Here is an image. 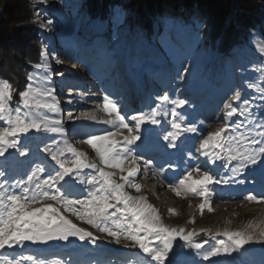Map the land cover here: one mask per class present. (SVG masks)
<instances>
[{
    "label": "rangeland",
    "instance_id": "obj_1",
    "mask_svg": "<svg viewBox=\"0 0 264 264\" xmlns=\"http://www.w3.org/2000/svg\"><path fill=\"white\" fill-rule=\"evenodd\" d=\"M61 1L66 9L68 4L76 5L79 0ZM83 1L86 2L87 0ZM28 5L33 10V13L30 15V23H32L24 27L22 24L13 23L15 21L13 19H16L17 16H15V14L13 15L11 8H7V0H0V63H3L2 67H0V71L6 76L8 72L7 69L10 68V71L13 70V77L16 72L21 71V73L23 72L29 77H33L30 83H32L35 88L43 90L46 85L55 88L56 96L59 101V118L62 119L64 127L68 129L66 134L67 143L78 151L84 152L87 158L93 162H98V157L91 146L83 141H86L92 134H102V129L110 128L108 125L97 122L108 118L107 114L103 111L102 97L109 93H106L107 89L100 83L98 77L101 76V73L105 71L107 65L110 64L109 53L113 56L118 55V53L120 54L118 66H122V64L129 65L128 69L133 71L136 77L137 87L141 85L145 87L148 81H150V78H152L151 76L155 77L157 72L164 71L167 74L169 72L170 77L173 79L171 73H180L182 67H189L190 65L193 67L199 61L212 68L206 77L205 84L201 79L196 78V80H190L188 86L179 89L180 98L187 97L192 101V104L186 105L183 109H178V111L187 114L185 117L186 121H195L200 128V133L185 134L187 140L185 141L184 136L180 137L176 142L177 147L173 148L168 147V141H165L163 135L159 134L162 129L171 130L170 124L167 122L171 120V115L167 118L158 117L161 121L159 125L148 124L144 125L141 129V132H145L146 129H151V133L142 136V140L137 142V144L141 145L143 154H145V151L150 145L155 143L157 137L161 138L163 149L165 153L169 155L164 156L162 159L161 156L157 159H153V164L157 168L163 167L165 175L169 177L168 182H164L160 177L151 172L147 175L139 173L136 178L137 182L142 183L145 181L148 183V187L142 188L140 193H137L131 188L127 189V191L133 196L148 193L151 197L148 203L157 210L158 215L161 217V222L164 225H168L166 227L176 229L183 228L184 230L187 229L188 232L195 231L197 235L193 237V241L195 243L208 241L207 244H204L205 249H208L210 246H218L217 241L220 239H224L226 243L228 242L226 237L223 235H216V233H223L224 231H246L258 236L261 231H264L263 205L244 199L246 194L255 192L261 185H264V171L260 169H256L251 173L246 172L244 177H239V179L247 178L243 185H210L213 196L211 197L209 206L204 209L200 207L203 202L202 197H198L192 193L177 196L175 192L172 191L171 187H169L170 183L173 181L178 183L179 179L183 178L188 170L195 168L197 165L201 167V170L205 168L209 169L207 165L211 164V161L208 160L206 162L207 165L202 164V159H200L201 155L199 153H195L198 157L197 159H192L188 155V151L198 147L199 140L203 139L208 133L215 132L221 127L222 120L219 119V114L210 113V109L213 107L222 108L223 104L220 103L221 100L225 99L227 101V99H230L232 95L231 89L234 86H239L242 89V99L247 97L249 100L253 101V108L258 113V116H264V99H262V97H264V53H262L257 47L258 45H256V43H261L260 46L264 47V17L261 24L258 26V32L254 34V45L249 44L247 36L243 34L244 43L247 46L242 48V50H234L225 54L227 63H229L228 67H232L231 69H233L234 73H226V84L222 86L219 84L218 78L210 80L211 77L215 76V74L220 71L219 68L223 67L224 63H214L215 58H212L210 50V28L213 24L207 9L203 11L202 17L197 13L194 16L195 23L189 26H186V21L190 18L188 12H181L175 15L174 11L169 9L171 11L170 15H162L161 12L159 13L158 11L156 15L158 18H153L155 21L152 29L148 27L150 23L149 20L151 19L148 18L149 16L145 15L143 19H137V24H140V31L137 33L135 29L137 13L128 10L127 4L117 6L114 9V13H110L104 22L94 21L89 23H86V20L90 15V11L87 6L80 5L72 21V27H58L56 29L48 25L47 19L43 16V11L45 10L47 11L50 8L59 9L60 6H57L55 0H47L46 3L44 0H29ZM21 17H25L24 14H21L19 18ZM197 21L204 22L206 27L200 29L197 26ZM143 26H147L148 28L145 30ZM235 26L236 30L239 31V22L235 23ZM198 33L199 39H197ZM95 35L100 37L94 39ZM261 39H263L262 42H260ZM90 41L95 43V48L98 49L100 54L98 56L101 57L102 61L101 64H99L98 60V64L96 65L100 66V69L97 67H90V69H88L90 73L83 72L85 73L82 79L83 83L88 82L90 84L83 85L80 88V92H83V94L81 93L83 97L93 96V101H87L77 96L75 97V92L73 90L65 89V82L69 80V78H67L70 75L69 73L71 71L74 74L79 73V70L80 72L85 71V68L88 66V63L84 62V60L81 62H73L71 58L79 55L76 48H79L80 45L86 47L93 46V44H86ZM75 44H78L77 47ZM175 46H177L179 54L174 56L175 53H168L167 51H173ZM40 47H42V50H40ZM139 47H141L139 50L140 53L137 52ZM35 49H37V53L33 61L30 62H33L34 65L47 62V64L50 65V69H37L35 67L39 76H36V71L28 72L29 74H27V69L23 68V66L27 64L26 60H23V58L33 57L32 51ZM40 54L47 56L44 62H39L37 59V56ZM161 54L163 56H160ZM11 57H18V60H22L21 65H24L21 67H19V65L18 67H14L15 63L12 62ZM57 60H59L60 63H57ZM185 60L189 63L181 65V61ZM251 63L256 67L247 69V65L249 66ZM63 68H66V72L61 71ZM150 71H155V73L150 74ZM45 76L51 81L50 84L48 81L44 80ZM62 79L65 80L62 82ZM172 79L168 82L167 87H171ZM82 80H80V82H82ZM209 80L211 82H209ZM181 83L182 82L178 80L177 85ZM249 84L253 85V87L249 88ZM164 92L165 91L161 88L157 91L149 88L139 99L136 111L142 109L147 111L150 106L155 105L158 96L165 94ZM88 93H92V95H88ZM37 96L42 98V102L36 98ZM112 98L115 99L114 96H112ZM33 99L41 103L47 100L46 97L40 95H34ZM69 100L72 102L69 103ZM84 103H88V106H93V104H95V107L90 108V111L83 110L85 112L81 111L83 112L81 114L78 108L79 105ZM122 103L123 105L129 106V104ZM232 103L238 104L240 102L234 101ZM84 106H87V104ZM167 107L171 108L170 105ZM24 109V114L21 116V118L24 119H39L43 115H52L46 109ZM68 112L72 113L73 119L69 118L65 120L66 116H68ZM221 112L224 113L222 109ZM132 114H135V112ZM85 116L95 117L96 120L85 119ZM236 119L237 117H233V120ZM201 120L204 122L203 125L199 123ZM94 122L99 124L98 128L91 127V124ZM0 126L6 127V121H0ZM83 130H86L85 132L90 133V135L81 136ZM35 135L41 137V140L47 139L48 142H50L52 138L59 139V137H54L52 134L37 133ZM29 136H33V133H29ZM182 141L184 142L181 143ZM36 144H39V147H43L41 141L33 139L32 145H30L32 147V152L30 153L29 159L33 160L34 164L38 162L34 158H45L46 172L40 174V178L44 179L49 173H52V167L58 166H55V162L47 158L46 154L38 152L34 146ZM61 146L63 147V145ZM66 155L70 156L71 154L66 153ZM21 159L23 160L24 158ZM169 163L172 164L171 168L168 166ZM31 166L32 165H24L21 171ZM213 168L209 170L215 173L217 178H219L221 174L225 177L229 175V173L223 169V165L220 161H217ZM90 172H92L91 169L83 170V174ZM151 176H154L155 179H152ZM193 178H197L196 173H193ZM65 179L69 178L66 177ZM72 183L74 188L79 190V198L82 199L84 195H86V184H81L75 178L72 180ZM15 191L18 192L19 190L16 189ZM217 195L223 196L226 199L213 202ZM47 203L55 205L54 201H47ZM220 206L222 208L218 210ZM209 208H211V211H209ZM65 215L77 224L78 227L90 231L95 236L99 237L97 244L93 245L88 241H80L76 237H70L69 241L49 242L57 243L54 245H50L49 243L47 245H38L37 249L33 246L36 252H31V247L25 242L23 248L16 246L13 249H5L0 251V255L8 256L10 259H14L19 255L39 256V258H43L51 264L54 260L48 257L54 254L43 255L44 251L51 252L53 249H64L61 251L60 257L55 258V260L65 261L66 264H73L75 262L80 264H106L105 261L109 256L122 260H130L132 257H135L140 261V264H143L142 258L150 259L146 257V254L142 253L138 247H131L129 241L122 239L120 244L110 242L112 238L108 237L106 233L99 232L96 228L78 219L70 212L65 213ZM220 215L230 216V221L224 228L215 227L219 221ZM213 235H216L215 240L211 238ZM156 243H159V241H156ZM13 254H15L14 257H12ZM24 264H31V261L26 260ZM125 264L133 263L128 262ZM152 264H155V262L153 261ZM164 264H264V242L253 241L245 245L244 248L239 251L233 252L230 256L221 255L211 258L210 261H204L200 256H197V250L194 247H189L187 242L181 240L179 236H177L173 241V249L169 253V257L165 260Z\"/></svg>",
    "mask_w": 264,
    "mask_h": 264
},
{
    "label": "snow or ice",
    "instance_id": "obj_2",
    "mask_svg": "<svg viewBox=\"0 0 264 264\" xmlns=\"http://www.w3.org/2000/svg\"><path fill=\"white\" fill-rule=\"evenodd\" d=\"M47 24L52 25L53 21L48 19ZM197 26L204 29L206 24L197 21ZM260 51L264 53V47ZM57 63L60 61L57 60ZM185 63L189 62L181 61V65ZM35 67L50 69L47 62L37 63ZM193 75L191 65L182 67L180 74L174 78L182 83L169 87L164 95L156 98L155 105L150 106L147 111L142 109L135 114H130L127 106L123 105L122 97L113 99L112 94L104 95L102 106L108 118L97 122L110 128L102 129V134H92L83 141L95 151L98 162L89 160L84 152L67 143L68 129L59 118V101L55 88L46 85L41 90L29 83L27 90L18 94L25 108L46 109L52 115L24 119L17 107V114L13 119L11 111L5 107V102L12 98L13 86L0 79V121L7 123L6 127L0 126V251L16 246L23 248L25 242L47 245L54 241H69L70 237L96 245L99 237L78 227L65 215L68 212L99 232L106 233L112 238L110 242L120 244L123 239L129 241L131 247H138L150 258H142L143 264H152L153 261L155 264H164L177 236L187 242L189 247H194L197 256L204 261L221 255L230 256L253 241L264 242V231L258 236L246 231H224L216 235L226 237L227 243L220 239L217 241L218 246L205 249L204 244L208 241H193V237L197 235L195 231L185 233L183 228L166 227L157 210L144 196H133L127 191L131 188L137 193L141 192L142 185L136 179L141 172L145 175L151 172L164 182L169 180L163 167L157 168L153 164L154 158L142 160L143 150L137 142L142 140V136L151 133V129L141 132L144 125H159L161 121L158 117L167 118L171 115V120L167 121L171 130L162 129L159 134L168 141V147L173 148L177 147L176 142L180 137L184 136L185 141L187 140L185 134L200 133L197 123L186 121L187 114L178 111L192 104L189 98H180L179 89L188 86L189 78ZM29 79L32 80L33 77L30 76ZM44 80L51 83L47 76ZM248 87L253 85L249 84ZM231 91L230 99L222 105L224 118L221 127L208 133L199 140L198 147L188 151L192 159H197L195 153H199L213 164L220 161L229 175L225 177L221 174L217 178L209 169L201 170L197 165L188 170L178 183L173 181L169 184L177 196L192 193L202 197L201 209L209 206L213 196L210 185H243L247 178L239 177H244L246 172L251 173L256 169L264 171V116H258L253 108V101L247 97L242 99V89L239 86H234ZM34 94L46 97L47 100L43 103L36 101L33 99ZM234 101L240 103L233 104ZM68 116L73 119L71 112H68ZM233 117L237 119L233 120ZM85 119L96 120L95 117L88 116ZM199 123L203 125L204 122L201 120ZM29 133H33V136L30 137ZM37 133L52 134L59 139L52 138L48 142L47 139L41 140V137L36 136ZM33 139L43 143V147L34 145L37 151L46 154L58 166L52 167L54 174L49 173L44 179L40 178V174L46 172L45 158H34L38 161L34 164L29 159ZM156 150L161 154V159L169 155L161 145H157ZM24 165L32 166L21 171ZM168 166L171 168L172 164L169 163ZM84 169H91L92 172L83 174ZM193 173L197 174V178H193ZM66 177L69 179H65ZM74 178L81 184L90 186L82 199L79 198V190L72 183ZM16 189L19 191H15ZM244 199L264 204V185L255 192L246 194ZM47 201H54L55 205ZM216 235L211 238L215 240ZM26 260L31 261V264H49L45 259L33 255H19L14 259L0 255V264H24ZM51 264H64V261L54 260Z\"/></svg>",
    "mask_w": 264,
    "mask_h": 264
},
{
    "label": "trees",
    "instance_id": "obj_3",
    "mask_svg": "<svg viewBox=\"0 0 264 264\" xmlns=\"http://www.w3.org/2000/svg\"><path fill=\"white\" fill-rule=\"evenodd\" d=\"M29 0H7L8 6L7 8H11V12L13 15L17 16L13 23L22 24L24 27L30 23V15L33 13V10L28 5ZM57 2V6H60L59 9H52L43 11V16L48 20L51 19L53 24L50 25L53 29L60 28V27H72L73 19L77 13L78 8L80 5L87 6L88 10L90 11V15L86 20V23L94 22V21H101L104 22L106 18H108L110 13H114V9L117 6L122 4L128 5V10L135 11L137 13L136 16V24L135 29L138 33L140 31L139 25L137 24V19L144 18L145 15L149 16L148 27L150 29L153 28V23L158 11L161 14L170 15L171 11H174V14L178 13H189V20L186 21V26L194 24V16L198 13L200 16H203V11L205 9L208 10L210 15V19L212 22V26L210 28V47H211V54L212 58L214 59V63H224V66L219 68L215 76L211 77L210 80H215V78L219 79V84L225 86L226 84V73H234L232 67H228L227 60L225 54L234 50H242V48L246 47L244 43L243 34H245L248 38V43L254 45V34L258 32V26L261 24L263 17H264V0H87L84 2L83 0H79L76 5L68 4L67 8H64V4L61 0H55ZM25 7V9H24ZM170 9V10H169ZM6 10V8H5ZM27 11V12H26ZM21 14H24L25 17H20ZM160 15V14H159ZM158 15V16H159ZM27 16V17H26ZM10 19V18H8ZM168 19V18H167ZM12 20V19H11ZM145 20V19H144ZM239 22L240 30H236L235 23ZM230 24V25H229ZM23 27V28H24ZM146 30L148 27L143 26ZM194 27V26H193ZM143 29V28H141ZM235 29V30H234ZM26 30V29H25ZM14 39V38H11ZM261 39L260 42H262ZM141 42V41H140ZM257 47L261 49V43H256ZM42 50V47H40ZM141 47L137 49L139 52ZM37 49L32 51L33 57H25L23 60H26V65H21L22 60H18V57H11L12 62L15 63L14 67H21L23 66L26 70V73L29 74L30 72H35L36 68L33 64V58L36 55ZM168 53H175L178 55L177 46L174 47V50H168ZM242 54V53H241ZM160 56H163L162 54ZM46 55L40 54L37 56L39 62H44L46 59ZM165 58V57H163ZM168 60L167 58H165ZM259 63V62H258ZM3 63H0V67H2ZM256 67L253 63L249 66L247 65V69ZM20 69V68H19ZM212 68L205 65L199 61L193 66V73L194 75L189 78V80H196V78L201 79V81L206 82V77L210 73L209 71ZM231 69V70H229ZM8 72L6 76L3 75L2 71H0V79L7 81L10 83L12 88V98L5 102L6 110L11 111L13 119L16 116L15 109L18 107L20 109V116L24 114V105L23 101L18 95L21 91L27 90V85L30 83L29 76L25 73H21L18 71L12 76L13 73L10 71V68L7 69ZM29 72V73H28ZM38 71H36V76L38 75ZM209 80V82H211ZM221 81V82H220ZM236 82V81H233ZM178 81L175 79L174 87H176ZM205 84V83H204ZM34 87V86H33ZM35 88V87H34ZM35 95V94H34ZM42 102V98L36 97ZM7 114V112L5 113ZM90 133L82 132L81 136H87ZM12 151V150H10ZM86 189L90 186L86 185ZM85 189V191H86ZM62 242V241H61ZM65 243V242H63ZM50 245H54L57 243H49ZM27 245L32 247H38L36 244H32L31 242H27ZM13 254L12 257H14ZM60 257L59 255H53L48 258H55ZM39 258V256H38ZM106 264H125L131 262L133 264H140L135 257H132L130 260H122L117 258H112L111 256L107 257ZM64 264L65 261H64ZM73 264H80V263H73Z\"/></svg>",
    "mask_w": 264,
    "mask_h": 264
},
{
    "label": "bare ground",
    "instance_id": "obj_4",
    "mask_svg": "<svg viewBox=\"0 0 264 264\" xmlns=\"http://www.w3.org/2000/svg\"><path fill=\"white\" fill-rule=\"evenodd\" d=\"M100 36H97V35H95L94 36V39L95 38H99ZM82 40V39H81ZM94 45V44H93ZM95 48V47H94ZM115 61L114 60H112L111 61V63H114ZM61 71H63V72H66V68H63V70L61 69ZM157 72V71H156ZM153 73H155V71H150V74H153ZM70 75L71 74H74L72 71L69 73ZM65 79H62L61 81L63 82ZM75 84H79L80 83V80H78L77 78H76V80H75V82H74ZM82 86L80 85L78 88H81ZM78 95V94H77ZM76 94H75V97L77 96ZM78 97V96H77ZM87 104V106H84V105H86ZM92 105V104H91ZM92 107H95V104H93V106H88V103H84V104H82V105H79V112H81V111H83V110H86V111H90L91 109L90 108H92ZM78 113V112H77ZM73 116V115H72ZM91 116H93V115H91ZM145 159H147V158H145ZM211 164H213L212 162H211ZM213 165H216V163L215 164H213ZM214 169V168H213ZM143 172H141V174H142ZM152 177V176H151ZM152 179H155L154 178V176L152 177ZM264 180V179H263ZM141 185H142V188H146V187H148V183H146L145 181L144 182H142L141 183ZM140 195H142V196H144L145 198H146V200H147V202H150V200H151V197H150V195L148 194V193H143V194H140ZM223 199H226V198H224L223 196L221 197V196H219V195H217V197L213 200V202H219V201H221V200H223ZM178 203V202H177ZM263 205V207H264V204H262ZM222 207L220 206V207H218V210L219 209H221ZM226 208V207H225ZM160 217V216H159ZM160 220H161V217H160ZM230 221V216H225V215H220L219 216V221H218V223L215 225V227L216 228H224L225 226H226V224L228 223ZM164 223H166V222H164ZM165 226H168L167 224H165ZM188 232V230L187 229H185V233H187Z\"/></svg>",
    "mask_w": 264,
    "mask_h": 264
}]
</instances>
